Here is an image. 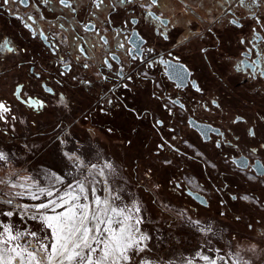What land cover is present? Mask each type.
Returning a JSON list of instances; mask_svg holds the SVG:
<instances>
[{
    "label": "flooded vegetation",
    "instance_id": "1",
    "mask_svg": "<svg viewBox=\"0 0 264 264\" xmlns=\"http://www.w3.org/2000/svg\"><path fill=\"white\" fill-rule=\"evenodd\" d=\"M99 2L0 0V44L16 48L0 53V131L63 128L121 146L114 159L132 161L135 181L146 172L169 207L208 213L233 241L263 239L264 0H192L190 11L162 0L151 11L167 26L143 0Z\"/></svg>",
    "mask_w": 264,
    "mask_h": 264
},
{
    "label": "snow or ice",
    "instance_id": "2",
    "mask_svg": "<svg viewBox=\"0 0 264 264\" xmlns=\"http://www.w3.org/2000/svg\"><path fill=\"white\" fill-rule=\"evenodd\" d=\"M60 2L64 4L66 0H60ZM93 2L96 3V0ZM125 2L131 3L132 0H118L119 4ZM258 2L259 0H251L252 4ZM3 3L8 4L9 0H3ZM103 3L104 0H100L96 6L100 7ZM240 3L243 4L244 0H240ZM157 5L165 6L162 0H143L139 7L146 13V18H153L167 26V20L162 18L163 13L155 15L151 11ZM191 8L192 0H185V11H190ZM232 22L235 23V21ZM260 22L257 19V23ZM25 27L31 26L26 24ZM241 43L244 41L242 40ZM9 44L10 42L5 39L0 44V53L5 49L8 53L15 52L16 48ZM119 47L124 48V45L120 44ZM113 59H115L114 56ZM105 63H108L107 60ZM108 66L111 67L110 64ZM169 67L173 70L175 77L183 81V74L187 69L178 64L169 65ZM197 90L199 91L198 88ZM47 91L51 92V89ZM28 103L31 105L34 102L29 100ZM9 111L7 104L0 101V121H5L4 114ZM11 119L15 120L16 117ZM250 134L253 133L250 131ZM57 140L61 145L68 144L66 138L61 139L58 136ZM89 153V148L76 141L73 150L63 152V156L71 163L75 172L88 171L92 181H88V176L77 179L75 172L59 175L55 172L51 173V187L40 186V181L31 175L13 174L9 179L0 178V186L20 189L14 193H4L8 198L0 203L13 206L14 199L23 196L39 201L35 204L15 205L11 210H0V216L13 218L18 215L25 225L20 228L13 224L11 219L8 222L0 220V264H152L151 261L142 257L136 260V257L141 256L148 249L146 241L150 239L149 235L142 232L140 228L144 222L140 207L135 202L131 208L114 207L107 198L102 200L95 196L94 187L91 188L92 199L89 200L86 182L99 183L95 177L97 175L103 177L104 168L113 169L111 163H105L103 168L96 171L97 164L87 160ZM8 162L9 154L0 150V165ZM66 176H71V181L66 180ZM41 197L46 199L41 200ZM113 199H120V197L115 196ZM242 199L248 200L249 197L244 196ZM30 221L35 222V230L29 224ZM191 223L198 226L200 221H191ZM199 231L209 232L211 228H199ZM252 248L255 249V245ZM197 258L205 264H216L217 259L197 251L195 257L186 261V264H194ZM234 264H241V261L237 260ZM243 264L248 262L244 261Z\"/></svg>",
    "mask_w": 264,
    "mask_h": 264
},
{
    "label": "rangeland",
    "instance_id": "3",
    "mask_svg": "<svg viewBox=\"0 0 264 264\" xmlns=\"http://www.w3.org/2000/svg\"><path fill=\"white\" fill-rule=\"evenodd\" d=\"M61 106H58L56 111L61 112L59 109L62 108ZM19 122L20 126H24L23 117ZM11 124L13 130H10L8 134L5 135L0 131V150L9 154V162L0 165V178L9 179L13 174L31 175L40 181V186L51 187V173L55 172L59 175L75 172L71 163L64 158L63 152L73 150L76 141L84 146L86 144L85 147L90 149L87 160L92 164H97L96 171L103 168L105 163L113 165V169H103L105 173L103 177L98 175L95 177L99 183L86 182V188L90 201L93 195L91 188L94 187L96 189L95 196L102 200L107 198L114 207L131 208L134 202L140 207L144 220L140 228L142 232L149 235L150 239L146 241L148 249L141 256L136 257L137 261L142 257L151 261L152 264H186V261L192 260L197 251H200L210 257L217 258L216 264H234L239 259L244 260L243 258L247 259L249 264H264V238H254L248 243L233 241L234 239L226 228L212 225V217L208 213L191 212L182 209V207L178 209L173 206L169 207L171 205L168 200L160 191L156 190L154 182L148 178L146 172L145 175L138 176V181H135L134 174L129 168V162L132 161L123 160V158H120L121 160L114 159L118 158L117 150L122 152L121 146L113 144L103 151L96 147L87 136L84 137L85 134L82 131H78L80 132L78 134L69 131L67 134L61 128L62 132L45 138L42 135H37L34 131L28 133L23 129L22 131L16 129L14 125H18L17 123ZM56 135L61 139L66 138L68 144L61 145L57 137L56 140L52 139ZM48 157L52 160H49ZM75 176L77 179L88 176V181H92V176L88 174V171L75 172ZM65 178L69 181L72 179L71 176ZM138 183H141V186ZM0 190V201L8 198L4 193L20 191V189L4 186H0ZM147 191L153 196L149 195ZM115 196H119L120 199H113ZM44 199L46 198L41 197V200ZM38 202L23 196L15 198L13 206ZM13 206L0 203V210H11ZM9 219L20 228L25 227L18 215L13 218L0 216V220H4V222H8ZM196 220L200 221L198 226L191 223ZM29 224L35 230V222L30 221ZM208 227L211 228V231H199V228ZM253 245H255V249L252 248ZM219 257H223V259H219ZM194 264H205V262L197 258L194 260Z\"/></svg>",
    "mask_w": 264,
    "mask_h": 264
},
{
    "label": "built area",
    "instance_id": "4",
    "mask_svg": "<svg viewBox=\"0 0 264 264\" xmlns=\"http://www.w3.org/2000/svg\"><path fill=\"white\" fill-rule=\"evenodd\" d=\"M207 225H209V224H207ZM212 225H214V224H213V222H212ZM214 227H216V226H214ZM227 239H228V238H227ZM215 255H217V254L215 253ZM243 259H244V260H242V259H239V260L241 261V264H243V262H244V261H247V262H248V260H247V259H245V258H243ZM248 264H249V263H248Z\"/></svg>",
    "mask_w": 264,
    "mask_h": 264
},
{
    "label": "trees",
    "instance_id": "5",
    "mask_svg": "<svg viewBox=\"0 0 264 264\" xmlns=\"http://www.w3.org/2000/svg\"><path fill=\"white\" fill-rule=\"evenodd\" d=\"M1 191V190H0Z\"/></svg>",
    "mask_w": 264,
    "mask_h": 264
}]
</instances>
